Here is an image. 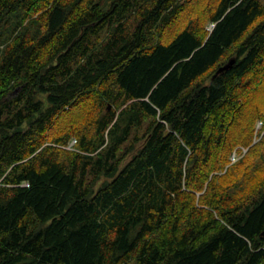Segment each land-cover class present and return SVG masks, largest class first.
Masks as SVG:
<instances>
[{"label": "trees", "instance_id": "trees-1", "mask_svg": "<svg viewBox=\"0 0 264 264\" xmlns=\"http://www.w3.org/2000/svg\"><path fill=\"white\" fill-rule=\"evenodd\" d=\"M205 1L0 0V264H264V0Z\"/></svg>", "mask_w": 264, "mask_h": 264}, {"label": "rangeland", "instance_id": "rangeland-1", "mask_svg": "<svg viewBox=\"0 0 264 264\" xmlns=\"http://www.w3.org/2000/svg\"><path fill=\"white\" fill-rule=\"evenodd\" d=\"M206 1L204 0V2H203V4L205 3ZM202 6H204V5H202ZM202 6H201V8H202ZM177 22H180V20L179 21H177ZM211 24H209L208 23V25H207V27L208 28H211ZM262 85H263V87L261 88V90L258 92V94L255 96H251V99H250V101H249V103H248V105H250V102L252 103V104H254V101H256V103H258V104H260V105H263V103H264V82L262 83ZM248 105L246 104V106L244 107V109H243V111H242V115H245L246 114V110H247V107H248ZM111 107H108V109H110ZM115 108H117V107H115ZM261 126H262V124H261V120H257V121H255V123H254V130H253V137H252V143H254L255 141H257V133H258V135L259 134H263L264 133V131H262L261 133H260V131L262 130L261 129ZM75 143V139H70L69 140V143H68V145L66 146V148L68 149V148H70L71 149V147L73 146V144ZM247 144H244V143H242V144H240V146L237 148V150H233V152L231 153V155H230V160L231 161H237L241 156H242V154L244 153V152H246V150L248 149L247 148V146H246ZM240 151H239V150Z\"/></svg>", "mask_w": 264, "mask_h": 264}, {"label": "water", "instance_id": "water-1", "mask_svg": "<svg viewBox=\"0 0 264 264\" xmlns=\"http://www.w3.org/2000/svg\"><path fill=\"white\" fill-rule=\"evenodd\" d=\"M234 62H235V58H234V57L228 59L227 62H225L224 64L220 65V66L216 69L214 75H217V74L220 73V72H223V71H225V70H228V69L232 66V64H233ZM214 75H213V76H214Z\"/></svg>", "mask_w": 264, "mask_h": 264}]
</instances>
